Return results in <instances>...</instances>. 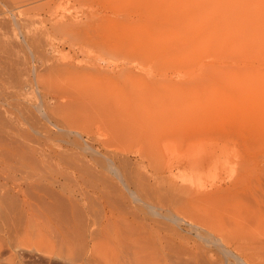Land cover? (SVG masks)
I'll return each mask as SVG.
<instances>
[{"label":"rangeland","instance_id":"rangeland-1","mask_svg":"<svg viewBox=\"0 0 264 264\" xmlns=\"http://www.w3.org/2000/svg\"><path fill=\"white\" fill-rule=\"evenodd\" d=\"M90 1L0 0V128L42 165L83 168L94 211L106 195L136 216L145 253L100 235L78 256L30 214L0 231V264H264V0ZM84 11L100 35L81 49L59 28ZM84 200L55 221L84 220Z\"/></svg>","mask_w":264,"mask_h":264},{"label":"bare ground","instance_id":"bare-ground-1","mask_svg":"<svg viewBox=\"0 0 264 264\" xmlns=\"http://www.w3.org/2000/svg\"><path fill=\"white\" fill-rule=\"evenodd\" d=\"M91 3H92V1H90V0H76V4H78L79 6L90 5ZM90 10H92V9H90ZM93 11H84L82 13V18H80L78 20L71 19V21H70V19H67L66 22L69 20L70 23H68V25H67V23L65 22L66 25L65 26L60 25L61 28H59L60 32L61 31H64V33L70 32L72 44H77L76 45L77 47L79 45V48H81V49H86V47L88 46L87 44H89V43L93 44V46H94V44L97 41L96 40L97 37H99V35H100V32H99L100 31V29H99L100 25H99V22L97 21L96 14ZM102 23H105V22L102 21ZM64 35L68 36L69 34L66 33ZM68 42H70V41H68ZM87 49L89 50L91 48H87ZM79 52L81 53L82 50ZM93 52H95V47H94V51H92V53ZM90 54H91V52H90ZM80 66H82V65H80ZM76 72L77 71H75V74H76ZM84 72H87V71L85 70ZM71 73L73 74V72H71ZM78 75H79V73H78ZM87 76L90 77V78H88V80H94V79L96 80V78L98 80V77L96 75L92 76V75L88 74ZM2 124H4V123H2ZM1 127H2V125H1ZM6 128L5 129L0 128L1 129L0 130V224H2L1 225L2 229H0V231L2 230V233L4 235L11 236L12 234H16V236H17V233H19L22 228L25 229L26 227H28V226H26L28 219L30 220L33 216H35L37 218V220H36V218L33 220L34 221L36 220L37 225H34L36 227L38 226V228H36V229H39V230L45 229L47 234L49 236L50 235L52 236L51 238H53V240H54L53 242L55 244L58 242L60 249L66 248V244H70V242H71L73 244V246L75 247V249L72 247L74 250L73 249H71V250L75 251V253L77 252L78 256H80L81 253H83V251L87 252L89 243L93 242V240L97 236L99 237L100 235H102V238H104L106 240V242L109 243L113 247L115 253L119 256H122L126 259H131V260H136L137 258L143 256V254L145 253V247L142 243V240H143L142 236H143L144 232H146V231H144L145 230L144 226L142 225L143 229H144L143 230L141 228V225L139 224L142 222V220L138 221V219H137V223L140 226L136 223V225H138L139 228L144 231V232L140 231V232H143V234L141 236L140 232H138L136 230V229H138L137 228L138 226L135 228H134L135 225L133 226V223H135L134 219H136V216L133 217V215H131L132 216L131 217L128 214V216L133 219V220H131L128 217L122 216L121 214H123V212L120 213L121 212L120 209H119L120 211H118V213L120 215H116L117 213H115V212H117V211L114 212L115 209L113 210V208L115 206H112L114 203L112 201H110L111 203H113L112 205H110L111 203L108 202V199L110 197L108 199H106L105 198L106 195L103 197L102 194H104V193H102L101 191H99V192L102 194H100V193L99 194H100V196L105 198V200L102 198V199H100L101 201H99V199H98L99 202L97 201L98 202L97 207H96L97 209H95V211H94L93 201L92 202H91V200L89 201V199L86 196L89 192L86 190V188H88L87 186H89L90 188L92 187V191L94 193V192H97V187L93 186V185L91 186V184L86 183V181H84V177L82 176V174L84 173L83 168H75L69 174V172H66L63 169L54 170L53 168L52 169L49 168L48 165L43 163L44 160L42 161V159H41V161H42L41 163H43V165L38 163V159H37V161L35 160L36 161L35 162L33 158L36 156H34V150L28 145L29 143L24 142V140H23V142H22V140H20V141L17 140L16 138L13 137V134H15V133H13L14 131L10 132L11 130L8 131ZM16 137H19V136L17 135ZM23 137H24V135H23ZM25 138H26V136H25ZM35 151H37V150H35ZM38 154H39V152H38ZM46 154H48V153H46ZM55 156H56V154H55ZM170 168H172V167H170ZM170 168H169V171L173 169V168L172 169H170ZM70 179H72L77 184V187L70 188L68 186H64L65 182L69 181ZM66 185H67V183H66ZM127 187H128V185H127ZM78 197H80V199H82V200L85 199L83 202L84 211L89 213L86 216V218L84 220H82L81 217H79L76 221H73V222L70 221L71 223L66 222L65 220H64L65 222L63 220H57V222H56L55 219H57V217L59 218V214H61V212L63 210H65L64 209V205H65L64 201L68 200L69 203L71 204V207L73 208L72 204L75 203L74 200ZM18 198H19V200H18ZM20 198H22V199L20 200ZM96 198H99V197H96ZM127 198H126V200H127ZM94 204H95V202H94ZM111 206H112V208H111ZM116 207H118V206L116 205ZM33 208H36L38 213H36V211H35L36 214L35 213L32 214L34 211ZM54 210L57 211V214H54L55 213V212H53ZM42 211H46L47 215H45L44 214L45 212H42ZM30 214H31V217H29ZM52 214L56 215V216H54V217H56V218H54V220L52 218L53 217ZM79 216H80V213H79ZM25 217L28 219L24 220V219H26ZM82 218H83V216H82ZM63 219H64V217H63ZM72 219H73V217H72ZM34 221H32V219H31V221H29V222H34ZM132 221H134V222H132ZM66 223L67 224L68 223L69 224L74 223V224H72L74 229L71 228V230H70L69 228L71 225L68 228V226L65 225ZM31 225H33V223ZM66 229L69 230V233H70V231L74 230L73 232H71L73 234V235L71 234L72 235V239H71L72 241L68 240V235H67ZM71 235H69V237ZM2 239L0 240V245H1V242H2V244L5 243V241L3 242ZM10 239H12V238H10ZM53 242L52 243L50 242V243L53 244ZM148 242H146V243L148 244ZM8 243H12V242H8ZM147 244H146V249L148 251L146 250V252H149L148 248L150 247L151 243L148 244L149 247L147 246ZM10 245H12V246L14 245V246L13 247L11 246L12 248L10 247L9 249L16 248V246H15L16 243L14 244V242H13ZM3 246H5V247L1 246V248L4 249V248H6L7 245H3ZM153 246H155V245L153 244ZM50 248L53 249L54 247L53 248L50 247ZM150 249L153 250L152 248H150ZM154 249H155V247H154ZM71 250L68 253H71ZM155 250H153V251L156 254ZM39 251H40V249H39ZM153 251H151V252H153ZM11 252L12 251H10V253ZM52 253L53 252H51V254ZM1 254H0V256H2ZM6 254H8V253L6 252ZM11 254H12V256L13 255L16 256L15 254H17V253L14 251ZM10 255H9V257H11ZM48 255H50V254H48ZM72 256H75V255H72ZM8 260L11 261L10 258H8ZM9 261H7V262H9ZM9 263H7V264H9ZM11 264H13V263H11ZM21 264H23V262ZM88 264H89V262H88Z\"/></svg>","mask_w":264,"mask_h":264}]
</instances>
